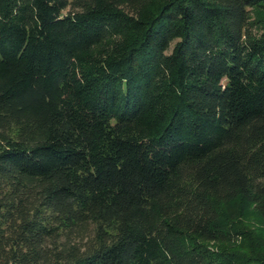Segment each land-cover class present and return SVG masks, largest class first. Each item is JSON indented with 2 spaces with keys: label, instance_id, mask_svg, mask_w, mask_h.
<instances>
[{
  "label": "trees",
  "instance_id": "16d2710c",
  "mask_svg": "<svg viewBox=\"0 0 264 264\" xmlns=\"http://www.w3.org/2000/svg\"><path fill=\"white\" fill-rule=\"evenodd\" d=\"M253 8L0 0V264H264Z\"/></svg>",
  "mask_w": 264,
  "mask_h": 264
},
{
  "label": "rangeland",
  "instance_id": "374dc122",
  "mask_svg": "<svg viewBox=\"0 0 264 264\" xmlns=\"http://www.w3.org/2000/svg\"><path fill=\"white\" fill-rule=\"evenodd\" d=\"M252 20H256L258 18L264 19V12L261 9L253 8L252 9ZM254 31L257 33L260 30V26L257 25L254 22ZM243 224H245L246 227H248L250 230L254 231L251 233V239H246V245L249 244V242H256V244L261 248L264 249V229L261 226V223L259 221V218L253 210L250 208L246 210V214L241 220ZM250 237V236H248ZM215 247V246H214Z\"/></svg>",
  "mask_w": 264,
  "mask_h": 264
}]
</instances>
